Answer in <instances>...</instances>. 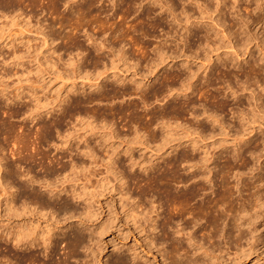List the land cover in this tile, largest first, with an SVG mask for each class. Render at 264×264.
Masks as SVG:
<instances>
[{
  "label": "rangeland",
  "instance_id": "374dc122",
  "mask_svg": "<svg viewBox=\"0 0 264 264\" xmlns=\"http://www.w3.org/2000/svg\"><path fill=\"white\" fill-rule=\"evenodd\" d=\"M6 1H8V0H3L2 1L3 3H2L0 0V3H1L0 12L2 11L3 15L5 14V16H2L1 15L2 13H0V90H4V92L0 95V99L2 97V99L0 100V124L2 125L1 122L6 120L5 122L7 123V125L9 124L10 126H16V127L20 126L21 128L24 129L23 132L21 131V129L18 130L19 132L16 131L14 134L15 136L19 135L20 133L21 134L24 133L26 129L27 130H26L25 134L27 133V131L30 130V133H31L30 137L31 138H29V141H26L27 143H25V140H20V142L18 140L19 145H17L18 143L16 141H14L16 137H13L14 139L10 138L7 141L6 140L7 138L5 139V135L0 134V145L2 147L4 146V148H6V150H5L6 152L4 151L5 154L3 153L5 155V157L8 159V160L6 159V161H9L8 163H10V162L16 160L15 164H17L21 167V169H19V171L21 170L20 172H23V171L25 172L26 170L28 171L29 169H31V170H29L31 173L29 175L35 176V178H37V179L39 178L40 182H41L40 177L42 178V180H44V179L49 180V182H50V180H52L53 181V182L51 181L52 185H49L51 187H108V188L109 187H114V188L115 187L116 188L122 187V184L118 183V182H120L118 180V178H117V180H118L117 181L116 177L113 174L106 173L107 171H105L106 169L104 168L105 165H103V164H105L104 163L105 160H103L104 159L103 153H105V152H103V151H107L108 153H110L109 152L110 150H112V151L114 150V152L116 151L117 153L111 152V154L113 156L114 155H117V157L119 156L118 159L116 156H115L116 158L115 157L114 158H115V160H118L117 165L120 164V166H122V170L125 171V172L123 171L124 175L128 176L125 179L126 183L127 182L128 183L127 184L125 183V185L129 186L130 191H133L132 193L135 192L134 187H139V186L143 187L144 185H146L144 187H150V186L153 187L154 184H155V187H157V185L161 184V186L163 185L162 187H167V186L171 187L172 186V187H178V189L180 187L182 189L184 187V185H185V187H192L194 184L199 183L198 181H200L201 183H206L207 186H209L208 185L209 181L207 179L203 180V177L209 175L208 178H210V179L214 178L213 181L216 183V181L218 179L217 177H219L218 176L219 171L226 170L227 172L224 175V177L226 179L225 185L227 187H237V186L243 187V190H245V191H243V193L244 192L246 193V194L244 193L245 198H248V199H249V196H251V194H253L252 193L253 190L255 191V189H257V188L260 189L264 194V167H263V169L260 170L258 168L259 163L253 162L255 160L253 158L251 159L249 154L247 153L248 148L251 150H253L254 148H257V150L261 149L262 141L264 139V127L261 126V132L260 133L257 130L256 131L253 130V132H252L251 128H253V127L256 128L257 124L256 123L251 124L252 115H251V112L247 106L248 99H245L247 97L246 96L247 91H245V90L244 91H238L239 92V95H238L239 98H237L238 100L237 99L235 100V99H232V97L228 98V96H226L228 91L226 90V87H225V86H227L226 83L231 82L230 85L231 86L234 85L232 87L237 86L234 88V89H237L238 88V81H237L238 77H236V76L238 74H239L238 76L241 75L242 78L239 77V80L243 81L245 76L243 77L242 72H243V70L246 71L247 67L249 65H254L255 67L258 65V70H259L258 72H260V73H258V72L256 73L258 76L257 80H259L261 84L264 82V80H263L264 79V70H263L264 66H262L261 63H259L260 62L259 59L262 57L261 51H264V48L262 47V45H260V42L255 40V38H257L258 36L259 37L261 36V38L263 37L262 39L264 40V22L263 21L258 22V19H257V20H255L253 25L248 26L249 27L248 30H246L243 26H241L242 21L245 20L246 17L250 16L251 10L255 8V4H254L253 0H236L235 2H234V0H221V7L223 8L224 12L222 15L220 14L218 17L216 16L218 13H216L217 11L215 10L216 4L214 5V0H148L149 1L148 4H147V0H145L146 2L145 1L143 2L141 0H119V2H121V3L118 2L117 3L118 7L116 6L115 8H112V6L108 2V0H102L103 4L99 3V4L95 5V7H97V6L99 7L100 5H102L101 10L103 9L102 16H99L98 22H96V23H98L97 24L98 26L95 25L96 23L95 24L92 23V24H88V26L85 25V27H84V25L83 26L81 25L82 27L79 25L80 28H79V26H75L76 28L73 27L74 24H70V25H72L70 27V25L68 23L61 22L60 19H62V16H64V14H66V15L69 13L71 14V11L75 10V6H76V8L81 7L83 5V3H85V1H83V0H80V1L79 0H77V1L73 0V2H71L72 0L71 1L60 0L56 4L57 9H56L55 13H53V12L51 13V12L47 11L46 6L50 5V2H48V0H42V1H40V0H35V1L34 0L33 1L32 0H22L23 2L20 0V3H17V0H15L14 4H17L18 6L17 5H14V6L20 7L24 11L23 15H19V16H18L19 13L17 14V12H16V14H15L12 12L14 10V7L10 6L11 4L6 5V3H7ZM87 1L88 0H86V2ZM130 1H132L131 4H130ZM152 1L154 3H152ZM37 2H39V3H37ZM126 2H127V4H126ZM64 4H66V5H64ZM78 4L80 6H78ZM138 4H140V5H138ZM233 4L240 11V14L238 16H235V18L233 17L232 12H231V8H232ZM127 5H128V7L130 6V10H131L130 14H128V15L122 13V11L124 12L123 8H127ZM137 6H141V7H137ZM213 10H215V11H213ZM118 12L119 13L121 12V14H119L121 16V18H118V16H119L117 14ZM148 12H149V15L151 14L150 17H147L148 15L146 16V14ZM144 13H146V14H144ZM93 14H96V13H92V16H93ZM111 14H114V15L111 17ZM122 15H123V17H125L124 15H126L127 18H123ZM128 16H130V17L128 18ZM140 16H142V18H145V17L146 18L142 19ZM104 18H106V19H104ZM117 18H118V21L116 20ZM149 18L150 19L153 18V20H150ZM250 18H251V16H250ZM100 19L103 20V22H105L106 20H110L108 23H111V20H112V22L115 20V22H113V23H116V22L119 23L120 22L122 27H125V25L128 24L127 26H129V27H127V26L126 27H127V29H129V32H131L128 36L129 38H131L132 33H133L132 34L133 36L136 34V36H134V38L136 40L135 43H133L134 40H132V41H130L132 44L128 43L131 46L130 45L128 46V44H127L126 47H128V48L125 47L126 57L128 58L127 59L128 61L126 60V63H124V61L116 60L113 65H110L108 60H106V62L103 61V62H105V65H106L104 71H102V72H104V75L99 77L98 80H94L96 78V74L94 73V71H93L94 69H93L90 61L88 62V60L82 61V63L84 62V64H82L83 67L87 66L86 67L87 71H88L87 75L72 74L71 67H67V65L64 64L65 62H67V60H66L67 58H71L69 53L72 51V53H71L72 59L74 56L76 57L78 53L76 52L75 49L74 50H72V49L74 46H79L81 49L85 48L83 50L85 52L82 53V54H84L83 56H85V57H87L86 55H88L89 57L93 56V52H91L92 51L91 50L92 45L89 43L90 41H88V42L86 41V40H88V38H87V35L85 33L92 32L94 30L93 28H96V30H94L93 33L94 32L97 33V31H98V34L94 33L95 34L94 37L97 38L99 35V37L101 38L102 36H101V34H99L101 31L98 28L99 24H100L99 22H102ZM121 19H122V21H119ZM133 19H135V20H133ZM140 20H142V21H140ZM223 20L225 21V24H226L225 27L221 25V22ZM149 21H150V23H149ZM126 22H127V24H126ZM152 23L155 25H153ZM48 24H50V26ZM82 24H84V23H82ZM131 25H133V26H131ZM149 25H151V27ZM193 25L195 26L196 29L194 28ZM199 26H201V27H199ZM133 27H134V30H131V29H133ZM135 27H137V28H135ZM187 27L190 29V31L187 34H185V32H183V31H185L184 28H187ZM207 27H208V29H207ZM240 27H242V28H240ZM73 28H75L76 30ZM81 28L85 29V30H82ZM197 28H199V30H201V29L202 30L198 31ZM52 29L55 31V33H53L54 31H52ZM135 29H136V31H135ZM209 29H210V31H209ZM211 29H213V30H211ZM49 30L52 31L51 34L53 33L51 35V37L56 39V40H54V43H51V41L48 42V44L50 43V47H48L47 44H44V37H43V33H46ZM69 30H70V32H69ZM73 30H74V32L76 31V33L73 34ZM61 31H62V33H61ZM63 31H64V33H63ZM65 31L67 33H70V34L72 31V34L70 36L73 38H71V41L65 40V42H64V39H63V41H61L62 39L56 38L57 35L59 36L61 34L60 36L63 37V34L64 35L67 34ZM193 31H194V33H193ZM228 31H230V33H228ZM142 33L143 34L145 33L144 38H143L144 35L142 36ZM178 33H180L181 36L185 35L186 37L188 35H190L191 37L189 36L188 40H187L189 42L185 43V42H183L182 39H179L180 34H178ZM202 33H205V34H203V36L207 35V38H209L207 40V44H208L207 47L203 46V45H205V43H204V39L202 37ZM207 33H209V34H207ZM84 34H85V38H84ZM198 34H199V38H201V40L203 39L202 41L198 38ZM194 36H196V37H194ZM99 37H98V39H99ZM106 38H107V36H106ZM189 38H192V39H189ZM127 40H129V39L127 38ZM72 41H74V42L72 43ZM180 41H181V43H180ZM197 41H199V42H197ZM133 44H135V48H134ZM184 44L185 45L188 44V46L189 45L190 46L185 47ZM245 44H246V48H247L248 52L244 56L241 57V54H239V52H240V50H242V48L245 46ZM118 46H117V48L120 47V46L119 47ZM184 47H185V49H184ZM187 47H188V49H187ZM131 48H133V50ZM152 49H155V50H153L151 52ZM159 49L161 52V56L163 57V63L154 67V63L152 64V60H155V59L157 60L158 54L156 52H159ZM103 50H101L100 52H103V55H105L107 53L105 55V57H108L109 56L108 53L109 52L111 53L109 48H105ZM53 51H55L54 54H52ZM73 52L75 53V55ZM131 52H134V53L132 54ZM165 52H168V53L165 55ZM111 56L112 55H110V57ZM36 57H37V60L35 59ZM110 57H108V58L110 59ZM233 59L234 60L236 59L235 60L236 62L232 61ZM243 60H245V62L248 65L245 64V62H243ZM214 62H215V64H214ZM233 62H234V64H233ZM135 63H137V65H134ZM236 63H241L240 65H242V66L239 68L237 66L233 67V65H235ZM215 66H217V68H215ZM88 68L89 69L91 68L90 71L92 73L89 72ZM100 68H101V70H103L102 66ZM219 68L220 69L222 68V69L220 70ZM101 70H99V72H101ZM239 70H240V72H239ZM220 71H221V73H217ZM150 72H152V73H150ZM231 73H232V76L230 75ZM233 74H235V75H233ZM218 75H219V78H216V77H218ZM103 76H109L110 77L109 81H105V80L103 81ZM210 77H212V78H210ZM116 78L118 81L124 80L123 83L119 84V82H118L117 84H113L112 81L114 79L116 80ZM206 79H208V81H210V82L207 81L205 83ZM211 79H212V81H211ZM252 79L253 78L251 77L249 80V83L252 82L251 85H253V83H254L253 81H256L255 79H253V80ZM160 80L161 81L163 80V82H161ZM244 80H247V78H245ZM101 81L105 82L106 87H107V88L105 87L104 89L101 88V90H103V91L105 89L108 91H111L112 89H118V91L120 92L121 89L122 90L125 89L127 91L133 92L135 90V88H133V87L136 86V83H140V85H141L140 88L141 89L143 88L142 93L145 92L144 95H146V94L148 95V96L146 95L147 100L149 98L151 99L154 94L155 95L157 94L158 96L156 95L157 98H154L155 97V95H154V97L151 100H148L149 103L147 101V103H146L147 105L146 104L144 105V103L142 102V100L140 98H141V96L142 97H145V96L142 93L139 95V92H141L142 90H138V92H137L138 96L134 95V94H136V92H134L131 96H127L128 98L126 96H125V98L123 97V99L121 97H118V95H117L118 98H116L115 100L113 99L114 102L112 101V99L111 100L106 99V101L109 102V103H106V101L104 100L105 99L104 96L101 95L102 91L100 90V93H97V91L94 90V87H92L91 90H87L88 92H86V93L89 94L90 91H92L91 93H93V91H95L93 94L90 93V95L91 96L95 95L96 97L95 96L94 97L96 99H98L97 102L98 103L100 102V104H96V102H94L95 105H94V103H92V104H89L87 107H82V109L79 110L80 112L84 111V109H89L90 107H94L96 105H98L97 107H99V108L102 107V110L104 109V111H105V109L107 110V105L110 104L109 106H113V104H115V103H116V105H114L113 107H115V109L118 108V110H116V112L113 114L109 113V117H108V114L106 113L107 111H105V113H106L105 117L107 120L110 121L109 122L106 119H104V122L105 123L107 122L106 124L102 121L100 122V120L103 119L102 117H98V122H100L101 127L98 125L99 124L98 122H97L98 124L96 122H95V124L93 123V125H95V126H93V125H91V126H93L95 128L94 129L92 127L95 131L93 130V133L91 135L90 134L91 132L89 131V127H91V126L88 127L87 126L88 124L86 125L87 122L85 123V120L80 118L81 117L80 114H82V112L79 114V112H77V109L75 107L73 109V107H72L71 110L74 111V112L72 111L70 114V115H72V118L69 116V118H67V120L68 119L69 120L68 121L65 120L67 123L65 121L62 122L63 124L60 123V124H62L61 128L65 125L61 130L62 135H64L63 133H65V131H66V133L72 132L71 133L72 136H71V140H70L71 144H70L69 148H68V145H66L62 149L56 148L57 147L56 143L59 144L58 141H60V138L57 136V133L52 126L53 124H49L53 120L54 121L59 120V118H58L59 114H57L56 111L52 112L51 113L52 115H47V116H45V114L42 113L41 120L39 118V119H35L33 121H31L30 118L26 119L23 116H19V117L15 116L12 118H8L9 116L7 114H5V112L8 110V108L16 109L18 107L19 108L21 107V104L20 105H17V104L13 105V103H9V101L6 102L5 99L3 100V98H5V96H6V98L10 99V96L13 97L16 92L20 91L23 93V96H25V97L27 96L26 99H28V100L25 99V101H23V102L25 105H26V103H27V105H29V103H30V106H29L30 108L34 105H36L38 107L40 106V107L47 108V107L52 106V105L55 106L59 97L64 96L66 94V92L71 88V86H76V88H84L85 87L84 90H86L88 88L87 87L88 84H93L94 82L99 83ZM236 82H237V84H236ZM131 83H134L135 85L133 86ZM209 83H211V86ZM121 84H125L126 86L121 85ZM207 84H208L209 88L206 87ZM116 85H119L120 87L116 86ZM130 86L131 87L133 86L132 87L133 89ZM142 86H144V87H142ZM254 86L255 87H253V88H255V89L258 88L256 85H254ZM109 87L111 89H109ZM116 87H118V88H116ZM162 91L163 92L165 91L164 92L165 94ZM258 91H259V89H258ZM153 92H154V94H152ZM158 92H160V93H158ZM166 93L167 94L169 93L170 97H169V94L167 95ZM160 94H162L161 96H163V94L167 95L168 98L167 97L165 98V96H163L164 98L160 97L159 96ZM184 94H186L187 96L183 97ZM69 95L71 96L72 94L69 93ZM77 95H78L79 99L83 97V95L81 96V93H80V95L79 94H77ZM77 95H75L76 98H77ZM90 95H88V96H90ZM181 95H182V97H181ZM188 96H190V97H188ZM178 97L179 98L181 97V98L179 99ZM185 97L186 98L188 97L189 98L188 100H190V104L191 103L194 104L195 107L192 104H191V106L186 107V105L183 104V102L186 100ZM259 98L261 99L260 101L264 104V95L259 94ZM262 98H263V100H262ZM177 99L180 100V102H178ZM131 100L133 101V103ZM170 100H174V101L169 102ZM188 100L185 102H187L189 104ZM110 101H112V102H110ZM129 101H131V102H129ZM135 101L137 102L136 104H135ZM173 102H176V103H173ZM181 102H182V106L185 105V107L183 106V108H185V109H183L182 106L179 108L177 107V105L178 106L181 105ZM128 103L132 104V105L134 104V107L129 106V108H128ZM138 103H139V105L137 106ZM123 104L126 106V108H124V109H123V107H125V106ZM148 104H150V105H148ZM103 105H104V107H103ZM142 105L145 107H142ZM174 106H176V107H174ZM138 107L139 108L141 107V108L139 109ZM169 107L170 108L174 107L175 109L172 108L174 110H171ZM144 108H146V109H144ZM155 108H156V110H154ZM191 108H193V109H191ZM119 109H121V112H119L120 111ZM122 109H123V111H122ZM160 109H161V113L166 110L168 112L167 115H169V117H171L172 115L174 116V117L172 116L171 119L166 116L167 119L169 118L166 121H169V120L172 121V119L175 118V119H173L174 122L173 121L167 122L168 126H166V127H168L169 129L165 128V126L163 125L166 123V121H164V123H162V122H160L159 118L155 119L156 121L158 120V122H156L154 120V117L156 118L159 115ZM162 109L164 111H162ZM179 109L181 110L180 112H179ZM55 110H57V108ZM128 110H129V112H131V110L132 111L134 110V111L131 113L128 112V114H127ZM158 110H159V112H158ZM186 110H187V112H186ZM206 110L209 111L210 113L207 112ZM156 111H157L158 115H157ZM175 111H176V113H175ZM195 111H197V112H195ZM201 111L202 112L205 111L204 112L205 114L201 115L202 114ZM214 111H215V115L218 116L217 118H215L216 120H213L211 118L208 119L206 116V112H207L208 116L212 117L211 114H213ZM123 112L127 115L123 116V115H125V114H123ZM142 112H144L142 115L144 117V119L145 118H147V119L144 120L143 117L140 115V113L142 114ZM200 112H201V114H199ZM72 113H74V117H73ZM75 113L77 116L79 115L80 117L75 116ZM145 113L150 114V116L146 115V117H145L144 116ZM182 113H183V115H182ZM134 114H136L137 116L139 115L138 116L139 119ZM196 114L199 115L198 116L199 118L197 117ZM6 115H7V119H6ZM110 115L113 117H111ZM118 115H121V118ZM131 115H133L134 118H132ZM130 116L132 119L130 118ZM178 116H179V118H177ZM205 116H206V118H205ZM123 117H125V118H123ZM140 117H141V122L136 120V119L140 120ZM119 118H120V120H119ZM74 119L75 120L77 119V121H75ZM148 119H151V121L153 120L155 123L153 121L151 123H148V121H149ZM70 120L71 121L73 120L74 122L73 121L71 122ZM128 120H130V121L128 122ZM131 120H132V123H130ZM176 120H178V121H176ZM41 121H42V123L46 122V124L48 123L49 125H51L50 126L51 127L50 133H49V131L45 132V130H43V129H41V127H39L42 125ZM48 121H51V122H48ZM135 121H137V122H135ZM146 121L148 124L146 123ZM39 122H40V124H39ZM10 123H14V124H10ZM68 123L69 124L73 123V124H71L72 126H69ZM101 123H103L104 129H102ZM108 123H110L109 126H106ZM113 123H114L115 129L113 127ZM135 123H138V124L136 125ZM160 123L162 125H160ZM167 123H166V125H167ZM96 124H97V126H96ZM156 124L158 125V127L159 126L162 127V128L159 127L161 130L156 126ZM197 124H198V126H197ZM73 125H75V126H73ZM111 125H112V127H111ZM134 125H135V127H134ZM142 125L145 127H143ZM146 125L151 127L150 131L147 130V129H149V127L146 128L147 127ZM98 126H99V128H98ZM137 126H139L141 128V129L139 128L140 131L137 128ZM196 126L198 127L197 129H199V130H197L195 128ZM209 126L211 128H209ZM70 127H72L73 130L74 129L77 130V131L74 130L76 132L75 134L73 133L74 132L73 130L69 129ZM96 127H97V129H96ZM110 127H111V129H110ZM133 127L138 132L136 130H135L136 132H133L134 131ZM202 127L204 129H206V131H204V129H201ZM0 129H2L1 126H0ZM143 131L145 134H146V132H148L149 134L147 133L146 135H150V136H146L143 133ZM168 131H169V134H168ZM201 132H203L205 134H203ZM248 132H250V133H248ZM37 133H39L38 136L36 135ZM133 133L135 134L134 136H133ZM151 133H153V135L155 134L154 135L155 137L152 136ZM138 134L139 135L141 134V135L139 136ZM50 135H51V138H49ZM84 135H86L85 138L88 137V139L90 137H93L89 141V143H91V146H94V144L92 143L93 142L92 140L99 139L101 144H103L102 142H104V144L102 146L100 145V147H101L100 149L98 147L96 148V152L102 151L101 152L102 154L100 153L101 154L100 155L97 152L98 157L96 158L95 162H93V164L96 163L94 165L92 164V161L90 163V160L87 157L83 158L82 155L77 154V152H76V149L80 148L83 144ZM108 135H109V137H108ZM3 136H4V139L6 141H4V139L2 138ZM98 136H100V138ZM104 136L106 138H104ZM144 136H146V137H144ZM151 136L153 138H151ZM38 137H40V138H38ZM72 137H74V138L72 139ZM133 137L135 138V140L129 141V140H131V138L134 139ZM136 137L147 138L149 142L146 141L147 139L145 140L144 138L143 139L141 138V140H140V138H136ZM101 138H102V140L104 139L105 141L104 140L101 141ZM35 139H36V141H35ZM46 139H48L51 142L49 143V141ZM152 139H155V140H152ZM78 140H81L82 142L79 141L80 142L79 143ZM31 141H33V142L35 141V142L33 143ZM151 141H153V142L151 143ZM12 143H14V144L16 143L15 146H16V148H18V150H17L18 154L16 155V157L14 156L13 159H11L9 156V153H10L9 148L11 149ZM20 144H22V145H20ZM24 144H26L25 147L23 146ZM77 144H78V146H77ZM72 145L73 146L76 145V148L70 149V147H72ZM171 146L173 148H171ZM20 147H22V148H20ZM240 147H242V151L240 153L241 156L239 155V157L241 158V160L243 159L242 161L239 160L240 159L239 157L234 159L231 156V153L236 151ZM191 149H193V150H191ZM19 151H20V153H19ZM180 151H184V153L189 157L190 156L194 157V160H192V162H191L192 165H191V163L186 164V165H185V163H181V164L177 163L176 164V166H177L176 174L179 176L181 174H184V176L181 175L182 180H185V182H188V183L184 184L183 183L184 181H183L182 182L183 185L180 182L181 178H179V180L177 179V181L174 180V182H173V180L170 178L172 176V172H171V169L169 170V168H171V167L168 166V164H167L172 160L177 161L178 160L177 154H179V157L181 155H183V152L180 153ZM6 154H7V156H6ZM128 154H129V156H128ZM245 154H246V156H245ZM174 155H176V157ZM261 155H262V157H260L261 160L260 159L259 160L264 163V157H263L264 153L262 152ZM73 156H76V157L72 158ZM81 156H82V158H81ZM228 156L231 159L228 158ZM129 157H131V160H134L133 162L135 164H137V166L133 162L130 161ZM132 157H133V159H132ZM171 157H172V160H170ZM244 157H245V159H244ZM128 159H129V162H128ZM167 159H169V160H167ZM73 160H75L76 164H79V165H80V163H82L81 165H83V162H84L83 166L86 167L85 170L87 171V168L90 167V168H88L90 171L88 170L86 172L84 170L86 174L81 170H78L79 171L78 173H76L77 170L71 172V167H69V164L72 165L74 163ZM232 160L234 161V163L232 162ZM71 161H73V162H71ZM120 161H122V165H121ZM226 161H227V163H225ZM236 161H237V163H235ZM4 162L5 161H3V164H4ZM151 162H153L154 165L149 164ZM57 163L58 164L60 163V164L57 165ZM123 163H124V165H123ZM131 163H133V164H131ZM61 164H63V165H61ZM89 164L92 166H89ZM130 164H131V166H130ZM86 165H88V166H86ZM155 165H156V168L159 167L158 170L160 169L159 170L160 172L156 170V168L154 167ZM64 166H65V169L67 167V169H66L67 173H65V174H64V171L63 172L61 171V167H64ZM215 166H217L216 169H215ZM251 166H253V167H251ZM68 167L70 170L68 169ZM140 167H141V169L143 168L142 171H141ZM145 167H147V168H145ZM213 167H214V169H212ZM123 168H128V169H123ZM133 168H135V169H133ZM164 168H166V169H164ZM218 168H220V169H218ZM235 168H236V170L238 169V171L234 170ZM249 168H251L253 170H251ZM145 169H146V171H145ZM231 169H232V171H231ZM147 170L150 171L148 173L149 175H151V173H152V176H149V177L147 176L148 175ZM167 170H169L171 172L170 175H169L170 172H166ZM210 170H211V172L214 170L212 174L209 173ZM233 170H234V172H233ZM161 171H164V172H162V174H161ZM178 171H179V173H178ZM53 172H55L56 174ZM81 172L83 173L84 176H82ZM88 172H89V174H88ZM132 172H134V173H132ZM141 172H143V173L141 174ZM207 172L209 174H207ZM237 172H238V174H237ZM68 173H70V174H68ZM72 173H75V174L72 175ZM157 173H158V175L155 176ZM234 173H235V175H234ZM59 174H60V176H59ZM140 174H141V176H140ZM159 174H161V175H159ZM164 174L167 176H165ZM47 175H49V176H47ZM55 175L58 177L55 178ZM85 175H86V177H85ZM129 175L135 176V177L138 176V177L136 179H133V183H132V181H130L131 179L129 178ZM193 175L196 176V178H198V179L195 178L196 180H194V179L192 180L191 176H193ZM211 175H213L214 177ZM30 176H28L27 179ZM43 176H44V179H43ZM45 176H47V178ZM50 176H51V178L54 177L53 179H55V180H53L51 178L48 179V177H50ZM160 176H162L163 178H161ZM185 176H186V178H185ZM234 176L235 177L238 176V177L235 178ZM226 177L229 178V180ZM151 178H153L154 180ZM146 179H148V180H146ZM149 179H151V182ZM160 179L161 180L163 179V180L160 181ZM188 179H190L191 181ZM236 180H237V182H236ZM143 181H144V183H143ZM152 181H154L155 183L154 182L152 183ZM163 181H166V182H163ZM19 182H20V179L18 180L17 183H19ZM40 182L38 185H37V183L36 184L34 183L33 186L34 187H41V186L46 187L44 182L43 183H40ZM146 182L151 183L153 185L148 186ZM175 182H177V183H175ZM17 183H16V185H18ZM138 183L140 185H138ZM163 183H165L166 186H164ZM226 183H228V185ZM132 184L138 185V186H134ZM141 184H144V185L142 186ZM125 185H123V187H126ZM217 185H218V187H220L219 184H217ZM235 185H237V186H235ZM130 186H131V188H130ZM161 186H158V187H161ZM247 187H250V188L252 187V188L250 191H248ZM259 187H261V188H259ZM98 190L100 191L99 188H98ZM117 191H118L117 189L114 191L106 190L99 197L102 204L104 202H106V200H107V203L103 204L105 212L103 211L104 213H102L103 215L100 216L99 220L101 218H102V220H105V218L109 217L108 215L110 213L107 209L108 206H110L112 208V212H115V213L119 212L117 214L118 220L115 218L114 213L110 214L111 215L110 218L112 217L113 222H114V220H115V222L111 226V228L112 227L113 228L112 229L110 228V230H108V233L103 237V239L105 241V244H104L105 249H103V251L101 253V257H100L101 263L100 264H105L104 263L105 261L110 260L115 255H117L118 253H121V252L126 254L127 259H131L132 253H134V254L138 253L139 255H138L137 263H139V264H147V262H148V264H162V259H161L159 252L157 250H155L154 248L151 249L149 247H146L147 244L144 245V242L145 243L147 242L145 232H148V230H149V228L146 227L147 225L145 226L147 228L145 230V232L142 233L140 231V229L135 230L136 231L135 232L134 226H132L133 222H131L130 219L129 220L126 219V221H125V218H126L125 213L127 212L126 214H131L129 211V209L131 208L130 206L132 205V203L134 204V202L136 203V201H137V198H134V197H136L135 196L136 193L133 194L134 197L132 199L128 200L129 202L131 201L130 203L127 201V204L129 203L127 206L128 208L126 207L123 209V208H120V206L122 207L121 203H123V201H124V204L125 205H127V204H126L124 199L120 198V195ZM249 192L251 194H249ZM62 197H65V196H62ZM208 197H210V196L207 194V198ZM119 198H120V200H119ZM149 198L150 197H147L146 199H144L143 203H145L146 200H149ZM201 198H203V197H201ZM234 198L236 200L239 199V198H236L235 196H234ZM151 199L153 200L155 198H150V200ZM149 201H147V202H149ZM147 202H146L145 206L149 205ZM105 204H107V208H105L106 207ZM3 209H4L3 192L0 188V234L1 235H3L5 233V230H6V221H5ZM106 209L108 212L106 211ZM120 209H123V210H121V212H120ZM117 210H119V211L117 212ZM161 211L159 210V213ZM105 213H106V215L104 216ZM152 216L154 217L155 215H152ZM129 222H130V224H129ZM94 223H96V222H94ZM118 223H119V225H118ZM176 223H177V221H174L175 225L172 224V228L170 227L169 233L171 232L170 234H172L171 237H173V238H175V237L181 238V235L174 233V232H176V230L178 228L177 227L178 225H176ZM177 224H179V223H177ZM263 226H260L261 227L260 230L263 228L262 233L264 234V227ZM171 229H172V231H171ZM173 229H174V231H173ZM139 232H141L140 235H138ZM135 233H137V234H135ZM184 233H186V231H184ZM144 234H145V236H144ZM144 237H145V239H144ZM185 237L186 236H184V238H183L184 239L183 242H185ZM197 240H200L199 234H197ZM136 241H138V242H136ZM218 242H221L220 243L221 246L219 245V247H222V248L225 247L223 249L220 248V250H218V251L216 250V252H218V253L210 250L213 253H211L209 251V253L206 256L201 255L202 256L201 257L200 252H202L203 250L201 251V249H200V252L199 251L197 252L198 256H200L199 257L200 261H202V262H203V260L205 261V263L203 262L202 264H228V262L230 264H234V262H236V261L239 262V263L236 262L238 264H264V246H261L258 244L256 245V243H254L253 240L251 242L248 241L247 243H245L246 241L245 242L241 241L243 244H245V245L247 244L245 246L242 243H240L241 246L243 247L244 251H245L244 252L245 254H243V255H240L239 252L236 251L233 246L232 247L230 246L232 249H229L230 247L226 246L224 244L225 241L222 240V238L219 239ZM202 243L203 242L201 241V244ZM250 243H252V244H250ZM0 244H1L0 245V258H2V256L4 257V254H3L4 253V251H3L4 250V244H3V242H0ZM184 244L187 245V242H185ZM199 246H200V244L197 246L191 247L190 250L192 251V249L194 248L192 251V252H194V250H197L199 248ZM126 248H128L129 252L127 251ZM142 248L146 249V251L149 248L150 251L148 253H146V252L144 253V252H142ZM224 249H225V251H224ZM233 249L238 253H236ZM130 251H131V253H130ZM219 251H221L222 254H220ZM223 251H224V254H223ZM225 252H228V253H225ZM210 253H211V255H210ZM129 254H130V256H129ZM226 254H228V255H226ZM235 254H236V256H235ZM215 255L217 257H215ZM109 256H110V258H109ZM203 256H205V257L203 258ZM239 256H240V258H241V256L243 258L240 259ZM221 257L223 260L219 259ZM236 257H238V258H236ZM214 258H218L219 261H214V260H216ZM209 259H211V262ZM3 260L4 259L2 258V260L0 261L1 262L0 264L3 263L2 262ZM224 260H226V261H224ZM223 261L226 263H223Z\"/></svg>",
  "mask_w": 264,
  "mask_h": 264
},
{
  "label": "bare ground",
  "instance_id": "6f19581e",
  "mask_svg": "<svg viewBox=\"0 0 264 264\" xmlns=\"http://www.w3.org/2000/svg\"><path fill=\"white\" fill-rule=\"evenodd\" d=\"M3 0H1V2H2ZM15 0H8V1H6L5 3H6V5L7 4H11L10 6H13L14 7V10L12 11L13 13H15L16 14V12H17V14H18V16L19 15H23V9H21L20 7H17L18 5L17 4H14L15 2H14ZM19 1V2H18ZM22 1V0H21ZM33 1V0H32ZM35 1V0H34ZM40 1H42V0H40ZM58 1H60V0H48V2H50V5H48V6H46V9H47V11L48 12H53V13H55V11H56V4H57V2ZM68 1V0H67ZM69 1H71V0H69ZM75 1V0H74ZM77 1V0H76ZM80 1V0H79ZM83 1H85V3H83V5L81 6V7H77L76 8V6H75V10L74 11H71V14L69 13V14H64V16H62V19H60L61 20V22H65V23H68L69 25L70 24H74V26L73 27H75V26H83L84 25V27H85V25H87L88 26V24H92V23H96V22H98V18H99V16H102V11H103V9L101 10V6L102 5H100L99 7L97 6V7H95V5L96 4H99V3H101V4H103V2H102V0H88L87 2H86V0H83ZM141 1H145V0H141ZM236 0H234V2H235ZM23 2V1H22ZM47 2V3H48ZM71 2H73V0L71 1ZM108 2L111 4V6H112V8H115L116 6H117V3L119 2V0H108ZM123 2V1H122ZM146 2V1H145ZM148 0H147V4H148ZM151 2V1H150ZM181 2V1H180ZM184 2V1H183ZM253 2H254V4H255V8L254 9H252L251 10V18H250V16H248V17H246L245 18V20H243L242 21V23H241V26H243L246 30H248L249 29V27L248 26H250V25H253L254 24V22H255V20H257L258 19V22H261V21H263L264 22V0H253ZM3 3V2H2ZM17 3H20V0H17ZM32 3V2H31ZM37 3H39V2H37ZM119 3H121V2H119ZM132 3V1H130V4ZM141 3V2H140ZM152 3H154L153 1H152ZM49 4V3H48ZM72 4V3H71ZM126 4H127V2H126ZM125 4V5H126ZM142 4V3H141ZM216 4V5H215ZM0 5H1V3H0ZM3 5V4H2ZM5 5V4H4ZM14 5H17L16 7L14 6ZM64 5H66V4H64ZM70 5V4H69ZM68 5V6H69ZM119 5V4H118ZM129 5V4H128ZM128 5H127V8H123L124 9V12L122 11V13L123 14H126V15H128V14H130V6L128 7ZM133 5V4H132ZM138 5H140V4H138ZM214 5L216 6H214L215 7V10L217 11L216 13H218L216 16L218 17L220 14L222 15L223 14V12H224V10H223V8L221 7V0H214ZM78 6H80L79 4H78ZM120 6V5H119ZM6 7V6H5ZM44 7V6H43ZM71 7V6H70ZM74 7V6H73ZM118 7V6H117ZM137 7H141V6H137ZM9 8V9H10ZM143 8V7H142ZM151 8V7H150ZM6 9V8H5ZM42 9V8H41ZM45 9V10H46ZM74 9V8H73ZM138 9V8H137ZM44 10V11H45ZM122 10V9H121ZM133 10V9H132ZM215 10H213V11H215ZM10 11V10H9ZM8 11V12H9ZM147 12V11H146ZM231 12H232V15H233V17L235 18V16H238L239 14H240V11L238 10V8H236V6H234V4H233V6H232V8H231ZM230 12V13H231ZM0 13H2V11L0 12ZM50 13V14H51ZM92 13H96V14H93V16H92ZM10 14V13H9ZM12 14V13H11ZM61 14V13H60ZM91 14V15H90ZM104 14V13H103ZM118 15L119 14H121V12L119 13H117ZM144 14H146V13H144ZM2 16H5V14L3 15V13L1 14ZM114 14H111V17L113 16ZM126 15H124L125 17H123V15H122V17L123 18H127L126 17ZM148 15V16H147ZM151 15V14H150ZM150 15H149V12L146 14V16L147 17H150ZM249 15V14H248ZM107 16V15H106ZM120 16V15H119ZM118 16V18H121V16L119 17ZM131 16V15H130ZM130 16H128V18L130 17ZM108 17V16H107ZM117 17V16H116ZM141 18H142V16H140ZM139 17V18H140ZM144 17V16H143ZM103 18V17H102ZM118 18L116 19L117 21H118ZM146 18V17H145ZM145 18H142V19H145ZM104 19H106V18H104ZM109 19V18H108ZM148 19V18H147ZM150 19V18H149ZM101 20V19H100ZM125 20V19H124ZM127 20V19H126ZM133 20H135V19H133ZM150 20H153V18H151ZM102 22H99L100 24H99V29H100V33L99 34H101V38L99 37V35H98V37H99V39H98V37L96 38V37H94L95 36V34L94 33H96V32H94L93 33V31L94 30H96V28H93L94 30L92 31V32H87V33H85L86 35H87V38H88V40H86L87 42L88 41H90L89 43L92 45V51L91 52H93V56L92 57H89L88 55H86L87 57H85V56H83L84 54H82L83 52H85V51H83L84 49H81L79 46H74L73 47V49L72 50H76V52L78 53L77 54V58L75 59L74 57H73V59H72V55H71V53H72V51L69 53L70 54V57L71 58H67L66 60H67V62H65L64 64H66L67 65V67H71V69H72V74H77V75H80V74H84V75H87V73H88V71H87V66L86 67H83V65L82 64H84V62L82 63V61L83 60H88V62L90 61V63H91V65H92V67H93V71H94V73L96 74V78L94 79V80H98L99 79V77H101L102 75H104V72H102V71H104V69H105V67H106V65H105V62H106V60H108V62H109V64L110 65H113L114 64V62L116 61V60H121V61H124V63H126V60L128 59L127 57H126V51H125V47H126V45L128 44V43H131L130 41H132V40H134V42L133 43H135V38H134V36H136V34L133 36L132 34H131V38H129L128 36H129V34L131 33V32H129V29H127V27H129V26H127L128 24H127V22H126V24L127 25H125V27H122L121 26V23L119 22H116V23H113V22H115V20L112 22V20H111V23H108L110 20H106L105 22H103V20H101ZM119 21H122V19L121 20H119ZM140 21H142V20H140ZM144 21V20H143ZM135 22V21H134ZM146 22V21H145ZM152 22V21H151ZM82 23H84V24H82ZM124 23V22H123ZM149 23H150V21H149ZM98 23H96L95 25H97ZM143 24V23H142ZM146 24V23H145ZM153 24V23H152ZM49 26H50V24H48ZM68 25V26H69ZM147 25V24H146ZM153 25H155V24H153ZM158 25V24H157ZM196 25V24H195ZM221 25L222 26H226V24H225V21L223 20L222 22H221ZM48 26V27H49ZM72 25H70V27H71ZM80 26H79V28H80ZM81 26V27H82ZM98 26V25H97ZM124 26V25H123ZM127 26V27H126ZM131 26H133V25H131ZM130 26V27H131ZM150 27H151V25H149ZM159 26V25H158ZM194 26V25H193ZM153 27V26H152ZM197 27V26H196ZM199 27H201V26H199ZM53 28V27H52ZM76 28V27H75ZM75 28H73V29H75ZM87 28V27H86ZM90 28V27H89ZM92 28V27H91ZM97 28V29H98ZM135 28H137V27H135ZM194 28H195V26H194ZM206 28V27H205ZM210 28V27H209ZM240 28H242V27H240ZM45 29V28H44ZM43 29V30H44ZM72 29V28H71ZM82 29V28H81ZM88 29V28H87ZM185 29V31H183V32H185V34H187L189 31H190V29L187 27V28H184ZM196 29V28H195ZM194 29V30H195ZM198 29V31H201V30H199V28H197ZM204 29V28H203ZM207 29H208V27H207ZM76 30V29H75ZM82 30H85V29H82ZM81 30V31H82ZM89 30V29H88ZM131 30H134V27H133V29H131ZM211 30H213V29H211ZM52 31H54L53 29H52ZM51 30H49L48 32H46V33H43V37H44V44H47L48 45V47H50V43L48 44V42L49 41H51V43H54V40H56L55 38H52L51 37V35L53 34V33H55V31L51 34V32H52ZM79 31V30H78ZM90 31V30H89ZM135 31H136V29H135ZM140 31V30H139ZM179 31V30H178ZM204 31V30H203ZM206 31V30H205ZM208 31V30H207ZM209 31H210V29H209ZM208 31V32H209ZM43 32V31H42ZM66 32V31H65ZM69 32H70V30H69ZM80 32V31H79ZM78 32V33H79ZM84 32V31H83ZM129 32V33H128ZM61 33H62V31H61ZM63 33H64V31H63ZM67 33V32H66ZM74 33H76V31L74 32V30H73V34ZM193 33H194V31H193ZM201 33V32H200ZM206 33V32H205ZM205 33H202V37H203V39H204V43H205V45H203V46H208V44H207V40L209 39V38H207V35H205V36H203V34H205ZM228 33H230V31H228ZM71 34H72V31H71ZM70 33H67V34H63V37L62 36H56V38H58V39H62L61 41H63V39H64V42H65V40H70L71 41V38H73V37H71L70 35H71ZM85 34H84V38H85ZM96 34H98V31H97V33ZM145 34V33H144ZM143 33H142V36L144 35ZM167 34V33H166ZM178 34H180V33H178ZM191 34V33H190ZM207 34H209V33H207ZM56 35V34H55ZM76 35V34H75ZM74 35V36H75ZM147 35V34H146ZM260 35V34H259ZM73 36V35H72ZM97 36V35H96ZM106 36H107V38H106ZM190 35H188L187 37L185 36V35H183V36H181V34H180V37H179V39H182L183 40V42H189V41H187L188 40V37H189ZM209 36V35H208ZM258 36V35H257ZM55 37V36H54ZM62 37V38H61ZM76 37V36H75ZM74 37V38H75ZM78 37V36H77ZM145 37V35L143 36V38ZM191 37V36H190ZM194 37H196V36H194ZM210 37V36H209ZM80 38V37H79ZM127 38L129 39V40H127ZM198 38H199V34H198ZM263 38V37H262ZM261 38V36L259 37H257V38H255V40L256 41H258V42H260V45H262V47L264 48V40ZM76 39V38H75ZM189 39H192V38H189ZM197 39V38H196ZM200 40H201V38H199ZM202 39V40H203ZM176 40V39H175ZM201 40V41H202ZM77 41V40H76ZM127 41V42H126ZM74 41H72V43H73ZM81 42V41H80ZM138 42V41H137ZM182 42V43H183ZM197 42H199V41H197ZM180 43H181V41H180ZM82 44V43H81ZM132 44V43H131ZM143 44V43H142ZM207 44V45H206ZM52 45V44H51ZM71 45V44H70ZM120 47H119V46ZM130 44H128V46H129ZM181 45V44H180ZM185 45V44H184ZM73 46V45H72ZM117 46L119 47V48H117ZM131 46V45H130ZM133 46H134V48H135V44H133ZM138 46V45H137ZM186 46H188V44L187 45H185V47ZM190 46V45H189ZM188 46V47H189ZM202 46V47H203ZM82 47V46H81ZM90 47V46H89ZM88 47V48H89ZM185 47H184V49H185ZM188 47H187V49H188ZM201 47V46H200ZM105 49V48H109V50L111 51V53L109 54L108 53V57H110V55H112L111 57H110V59L108 58V57H105V55L107 54H105V55H103V52H100L101 50H103V49ZM126 48H128V47H126ZM130 48V47H129ZM137 48V47H136ZM50 49V48H49ZM132 50H133V48H131ZM142 49V48H141ZM183 49V48H182ZM90 50V49H89ZM128 50V49H127ZM130 50V49H129ZM138 50V49H137ZM153 50H155V49H152L151 50V52L153 51ZM87 51V50H86ZM104 51V50H103ZM129 52V51H128ZM248 52V50H247V48H246V44H245V46L242 48V50H240V52H239V54H241V57L242 56H244L246 53ZM55 53V51H53V53L52 54H54ZM74 53V52H73ZM90 53V52H89ZM88 53V54H89ZM132 54L134 53V52H131ZM158 55H157V60L155 59V60H152V64L154 63V67H156V66H158L159 64H161V63H163V57L161 56V52H160V49H159V52H156ZM168 52H165V55L167 54ZM170 53V52H169ZM82 54V55H81ZM86 54V53H85ZM91 54V53H90ZM128 54V53H127ZM164 54V53H163ZM261 54H262V57L259 59V63H261V65L262 66H264V51H261ZM74 55H75V53H74ZM81 55V56H80ZM129 55V54H128ZM127 55V56H128ZM137 56V55H136ZM239 57V56H238ZM58 58V57H57ZM88 58V59H87ZM137 58V57H136ZM36 60H37V57L35 58ZM60 60V59H59ZM58 60V61H59ZM236 60V59H235ZM234 59L232 60V61H235ZM103 61H105V62H103ZM128 61V60H127ZM150 61V60H149ZM62 62V61H61ZM87 62V63H88ZM236 62V61H235ZM243 62H245V60H243ZM263 62V63H262ZM89 63V64H90ZM242 63V62H241ZM241 63H236L235 65H233V67L234 66H237L238 68L239 67H241L242 65H240ZM5 64V63H4ZM214 64H215V62H214ZM233 64H234V62H233ZM245 64H247L246 62H245ZM134 65H137V63H135ZM230 65V64H229ZM248 65V64H247ZM90 66V65H89ZM88 66V67H89ZM102 66V69L103 70H101V67ZM214 66V65H213ZM232 66V65H231ZM230 66V67H231ZM260 66V65H259ZM219 67V66H218ZM100 68V69H99ZM215 68H217V66H215ZM152 69V68H151ZM220 69V68H219ZM222 69V68H221ZM220 69V70H221ZM88 70H89V72H91L90 70H91V68L89 69L88 68ZM99 70H101V72H99ZM153 70V69H152ZM224 70V69H223ZM241 70V69H240ZM240 70H239V72H240ZM264 70V69H263ZM149 71V70H148ZM151 71V70H150ZM259 70H258V65L255 67L254 65H249L248 67H247V70L246 71H244L243 70V77L245 76V78H247V80H244L243 79V81L242 80H239V77H241V75L240 76H236V77H238V79H237V81H238V88L237 89H234L235 87H237V86H235V87H232V86H234V85H230V83L228 84V83H226L227 84V86H225L226 87V90L228 91V95L226 94V96H228V98L229 97H232V99H237V98H239V92L238 91H247V94H246V98L245 99H248V103H247V106H248V108H249V110H250V112H251V115H252V120H251V124H257V127L256 128H251L252 129V132H253V130L254 131H258L259 133L261 132V126H263L264 127V104L260 101L261 99L259 98V94H262V95H264V82L261 84L260 83V81L259 80H257L258 79V76H257V72H258ZM261 71V70H260ZM92 73V72H91ZM150 73H152V72H150ZM217 73H221V71L220 72H217ZM224 73V72H223ZM222 73V74H223ZM238 73V72H237ZM258 73H260V72H258ZM170 74V73H169ZM225 74V73H224ZM231 76H232V73L230 74ZM229 75V76H230ZM233 75H235V74H233ZM259 75V74H258ZM167 76V75H166ZM224 76V75H223ZM222 76V77H223ZM165 77V76H164ZM171 77V76H170ZM178 77V76H177ZM176 77V78H177ZM226 77V76H225ZM253 78V79H255L256 81H253L254 83H253V85H251V83H249V80H250V78ZM112 78V77H111ZM163 78V77H162ZM166 78V77H165ZM164 78V79H165ZM172 78V77H171ZM210 78H212V77H210ZM216 78H219V75H218V77H216ZM215 78V79H216ZM242 78V77H241ZM240 78V79H241ZM263 78V77H262ZM109 79H110V77L109 76H103V81L105 80V81H109ZM113 79V78H112ZM174 79V78H173ZM204 79V78H203ZM252 79V80H253ZM102 80V79H101ZM205 80V79H204ZM264 80V79H263ZM124 81V80H123ZM123 81H121V80H117V78H116V80L114 79L112 82H113V84H117L118 82H119V84L120 83H123ZM161 81V80H160ZM165 81V80H164ZM167 81V80H166ZM208 81V79H206V81H205V83ZM211 81H212V79H211ZM132 82V81H131ZM135 82V81H134ZM161 82H163V80L161 81ZM208 82H210V81H208ZM87 83V82H86ZM91 83V82H90ZM105 82H99V83H93V84H88V88L86 89V90H84V88H76V86H71V88L66 92V94L64 95V96H60L59 97V99L57 100V102H56V105L54 106V105H52V106H49V107H47V108H44V107H38V106H36V105H34V106H32L31 108L29 107L30 106V103H29V105H27V103H26V105L24 104V102L23 101H25V99L27 98V96L25 97V96H23V93L22 92H16L15 93V95L13 96V97H11L10 96V99L9 98H6V96H5V98H3V100L5 99V101L6 102H8L9 101V103H13V105L14 104H17V105H20L21 104V107L19 108H16V109H12V108H8V110L5 112V114H7L9 117L8 118H12V117H19V116H23L24 118H30L31 119V121H33V120H35V119H39L40 118V120H41V117H42V113H44L45 114V116H47V115H52L51 113L52 112H55L56 111V113L57 114H59L58 116V118H59V120L58 121H48V122H51V123H49V124H53L52 126H53V128L55 129V131H56V133H57V136L60 138V141H58L59 142V144L58 143H56V145H57V147L56 148H64L66 145H68V148H69V146H70V140H71V136H72V132L71 133H69L68 131V133H66V131H65V133H63L64 135H62V128L65 126H63L62 128H61V125L63 124L62 122H64L65 120H67V118H69V116L72 118V115H70L71 114V112L73 111V110H71L72 109V107H73V109H74V107L77 109V112H79V114L82 112V114H80L81 115V119H83V120H85V123H86V125L89 127V126H91V125H93V123L95 124V122L97 123L98 122V117H102L103 119H101L100 120V122L102 121V122H104V119H106V117H105V114L107 113L108 114V117H109V113H115L116 112V110H118V108L117 109H115V107H113L114 105H116V103L115 104H113V106H109V105H107V110L105 109V111H107L106 113H105V111H104V109L102 110V107L101 108H99V107H97L98 105H96V106H94V107H90L89 109H84V111H79V110H81L82 109V107H87L89 104H92V103H94V102H96V104H100V102L98 103L97 101H98V99H96L94 96H91L90 95V93L92 92V91H90V93L89 94H87L86 92H88L87 90H91V88L92 87H94V90H96L97 91V93H100V90H101V88L102 89H104L105 87H106V83L104 84ZM235 83V82H234ZM111 84V83H110ZM133 86L135 85L134 83H131ZM150 84V83H149ZM161 84V83H160ZM210 84V86H211V83H209ZM236 84H237V82H236ZM121 85H125V84H121ZM163 85V84H162ZM254 85H256L258 88H253V87H255ZM110 86V85H109ZM116 86H119V85H116ZM126 86V85H125ZM132 86V87H133ZM140 83H136V86L135 87H133V88H135V90L133 91V92H130V91H127V90H125V89H121V91L119 92L118 91V89H112L111 91H108V90H101L102 92H101V95L102 96H104V100L106 101V99H109V100H111L112 99V101H113V99L115 100L116 98H118V97H121L122 99H123V97L125 98V96L127 97V96H131L134 92H136V94H134V95H137L138 96V90H142L141 88H140ZM213 86V85H212ZM112 87V86H111ZM120 87V86H119ZM131 87V86H130ZM131 87V88H132ZM142 87H144V86H142ZM206 87H208V84L206 85ZM107 88V87H106ZM115 88V87H114ZM116 88H118V87H116ZM123 88V87H122ZM125 88V87H124ZM132 88V89H133ZM209 88V87H208ZM109 89H111L110 87H109ZM258 89H259V91H258ZM99 91V92H98ZM146 91V90H145ZM225 91V90H224ZM4 92V90H0V95L2 94ZM95 91H93V93H94ZM143 92V90L141 91V92H139V95L141 94ZM163 92V91H162ZM165 92V91H164ZM163 92V93H164ZM209 92V91H208ZM69 93L70 94H72L71 96L69 95ZM80 93H81V96L83 95V97L82 98H78V95L77 94H79L80 95ZM93 93H91V94H93ZM145 93V92H144ZM144 93H142L143 95H144ZM150 93V92H149ZM157 93V92H156ZM158 93H160V92H158ZM224 93V92H223ZM152 94H154V92L152 93ZM165 94V93H164ZM163 94V96H165V98L167 97L168 98V94L167 95H164ZM75 95H77V98H76V96ZM88 95H90V96H88ZM97 95V94H96ZM117 95H118V97H117ZM147 95V94H146ZM146 95H144L145 97H142L141 96V100H142V102L144 103V105L147 103V101L148 100H151L153 97H154V95H153V97L150 99H148L147 100V98H146ZM157 95V94H156ZM156 95H155V97L154 98H157L156 97ZM162 94H160L159 96L160 97H163V96H161ZM178 95V94H177ZM207 95V94H206ZM221 95V94H220ZM225 95V94H224ZM223 95V96H224ZM241 95V94H240ZM99 96V95H98ZM136 96V97H137ZM148 96V95H147ZM158 96V95H157ZM184 96H187L186 94H184L183 95V97ZM225 96V97H226ZM101 97V96H100ZM133 97V96H132ZM150 97V96H149ZM169 97H170V94H169ZM177 97V96H176ZM181 97H182V95H181ZM180 97V98H181ZM188 97H190V96H188ZM186 98V100L185 101H187L189 98ZM128 98V97H127ZM164 98V97H163ZM175 98V97H174ZM179 98V97H178ZM179 98V99H180ZM227 98V97H226ZM1 99H2V97H1ZM0 99V100H1ZM102 99V98H101ZM162 99V98H161ZM26 100H28V99H26ZM100 100V99H99ZM139 100V99H138ZM156 100V99H155ZM158 100V99H157ZM164 100V99H163ZM176 100V99H175ZM178 100V99H177ZM238 100V99H237ZM262 100H263V98H262ZM102 101V100H101ZM112 101H110V102H112ZM119 101V100H118ZM132 101V100H131ZM131 101H129V102H131ZM162 101V100H161ZM171 101H174V100H170L169 102H171ZM183 102V104H185L186 105V107H189V106H191V104H190V100H188L189 101V104L187 103V102ZM104 102V101H103ZM114 102V101H113ZM178 102H180V100H178ZM221 102V101H220ZM102 103V102H101ZM105 103V102H104ZM103 103V104H104ZM106 103H109V102H107L106 101ZM132 103H133V101H132ZM137 102L135 101V104H136ZM148 103H149V101H148ZM173 103H176V102H173ZM6 104V103H5ZM178 104V103H177ZM216 104V103H215ZM224 104V103H223ZM84 105V106H83ZM86 105V106H85ZM94 105H95V103H94ZM124 105V104H123ZM127 105V104H126ZM139 105V103L137 104V106ZM147 105V104H146ZM148 105H150V104H148ZM167 105V104H166ZM165 105V106H166ZM173 105V104H172ZM175 105V104H174ZM185 105H183L184 107H185ZM193 106H194V104H192ZM118 106V105H117ZM125 106V105H124ZM129 106L131 107V106H133L134 107V104L132 105V104H129L128 103V108H129ZM159 106V105H158ZM161 106V105H160ZM163 106V105H162ZM169 106V105H168ZM182 106V102H181V105H177V107L179 108V107H181ZM183 106H182V108H183ZM219 106V105H218ZM103 107H104V105H103ZM119 107V106H118ZM142 107H145V106H143L142 105ZM149 107V106H148ZM164 107V106H163ZM174 107H176V106H174ZM174 107H172V108H174ZM195 107V106H194ZM57 108V110H55ZM121 108V107H120ZM124 108H126V106L125 107H123V109ZM139 108V107H138ZM141 108V107H140ZM139 108V109H140ZM160 108V107H159ZM165 108V107H164ZM170 108V107H169ZM168 108V109H169ZM172 108H170L171 110H174V109H172ZM123 109H122V111H123ZM134 109V108H133ZM138 109V110H139ZM143 109V108H142ZM144 109H146V108H144ZM167 109V110H168ZM169 109V110H170ZM177 109V108H176ZM181 109V108H180ZM179 109V112L181 111ZM183 109H185V108H183ZM187 109V108H186ZM191 109H193V108H191ZM44 110V111H43ZM120 111L119 112H121V109H119ZM127 110V109H126ZM130 110V109H129ZM129 110L127 111V114H128V112H129ZM154 110H156V108L154 109ZM189 110V109H188ZM196 110V109H195ZM76 111V110H75ZM134 111V110H133ZM132 110H131V112H133ZM145 111V110H144ZM153 111V110H152ZM151 111V112H152ZM162 111H164L163 109H162ZM185 111V110H184ZM194 111V110H193ZM203 111V110H202ZM201 111V112H202ZM207 111V110H206ZM74 112V111H73ZM131 112H129V113H131ZM140 112V111H139ZM155 112V111H154ZM158 112H159V110H158ZM171 112V111H170ZM178 112V113H179ZM183 112V111H182ZM186 112H187V110H186ZM195 112H197V111H195ZM201 112L199 113V114H201ZM205 112V111H204ZM204 112H202V114L201 115H204L205 113ZM207 112H209V111H207ZM207 112H206V116H207V118L209 119V118H211V119H213V120H216L215 118H217L218 116L217 115H215V111H214V113L213 114H211L212 115V117H210V116H208L207 115ZM118 113V112H117ZM135 113V112H134ZM143 113L144 112H142V114L140 113V115L142 116L143 115ZM156 113H157V111H156ZM172 113V112H171ZM175 113H176V111H175ZM177 113V114H178ZM185 113V112H184ZM189 113V112H188ZM194 113V112H193ZM210 113V112H209ZM208 113V114H209ZM73 114V117H74V113H72ZM84 114V115H83ZM123 114H125L124 112H123ZM122 114V115H123ZM127 114H125V115H123V116H126ZM139 114V113H138ZM168 114V112L165 110L164 112H162L161 113V109H160V112H159V115H158V113H157V117L155 118L154 117V120L155 119H160V122H162V123H164V121H166V120H168L169 118L171 119L172 118V116L171 117H169V115H167ZM173 114V113H172ZM217 114V113H216ZM7 115H6V119H7ZM83 115V116H82ZM134 115H136V114H134ZM146 115H149L150 116V114H144V116L146 117ZM175 115V114H174ZM180 115V114H179ZM182 115H183V113H182ZM195 115V114H194ZM197 115V114H196ZM200 115V116H201ZM75 116H77L76 115V113H75ZM77 116V117H78ZM111 116V115H110ZM118 116H120V118H121V115H118ZM132 116V118H134L133 117V115H131ZM131 116H130V118H131ZM139 116V115H138ZM138 116L136 115V117L138 118ZM153 116V115H152ZM169 117L168 119H167V117ZM193 116V115H192ZM199 115H197V117H198ZM206 116H205V118H206ZM52 117V116H51ZM111 117H113V116H111ZM110 117V118H111ZM115 117V116H114ZM143 117V116H142ZM174 117V116H173ZM214 117V118H213ZM44 118V117H43ZM117 118V117H116ZM120 118H119V120H120ZM123 118H125V117H123ZM128 118V117H127ZM131 118V119H132ZM177 118H179V116L177 117ZM195 118V117H194ZM199 118V117H198ZM25 119V120H26ZM54 119V118H53ZM109 119V118H108ZM118 119V118H117ZM129 119V118H128ZM136 119V118H135ZM139 119V118H138ZM138 119H136L137 121H140L141 122V117H140V120H138ZM143 119H144V117H143ZM145 119H147V118H145ZM144 119V120H145ZM173 119H175V118H173ZM173 119H172V121H173ZM210 119V120H211ZM57 120V119H56ZM69 120V119H68ZM67 120V121H68ZM75 120V119H74ZM79 120V119H78ZM107 120V119H106ZM113 120V119H112ZM116 120V119H115ZM126 120V119H125ZM124 120V121H125ZM143 120V121H144ZM149 120V121H148ZM147 121H148V123H151L152 121H151V119H148ZM207 120V119H206ZM3 121V120H2ZM6 121V120H5ZM5 121H3V122H1L2 123V125L0 124V126L2 127V129H0V134L1 135H5V139L8 141V139H10V138H13V137H16L15 138V140L14 141H16L17 143H18V140H19V142H20V140H25V143H27L26 141H29V138H31L30 136V130L29 131H27V133L25 134V132H26V130H25V132L24 133H20L19 135H17V136H15L14 134H15V132L16 131H18V130H20L21 129V131L23 132L24 131V129L23 128H21L20 126H18V127H16V126H10L9 124L7 125V123L5 122ZM37 121V120H36ZM71 121V120H70ZM73 121V120H72ZM71 121V122H72ZM75 121H77V119L75 120ZM107 121H109V120H107ZM127 121V120H126ZM130 120H128V122H129ZM137 121H135V122H137ZM147 121H146V123H147ZM156 121V120H155ZM169 121H171V120H169ZM169 121H166V123L167 122H169ZM171 121V122H172ZM176 121H178V120H176ZM175 121V122H176ZM66 122V121H65ZM74 122V121H73ZM84 122V121H83ZM100 122H98L97 124L101 127V125H100ZM110 122V121H109ZM115 122V121H114ZM127 122V123H128ZM154 122V121H153ZM156 122H158V120L156 121ZM174 122V121H173ZM41 123H42V121H41ZM60 123H62V124H60ZM67 123V122H66ZM65 123V124H66ZM105 123V122H104ZM107 123V122H106ZM105 123V124H106ZM116 123V122H115ZM130 123H132V120H131V122ZM144 123V122H143ZM145 123V124H146ZM147 123V124H148ZM155 123V122H154ZM166 123L165 124H163L164 126H165V128H168V127H166V126H168V123H167V125H166ZM10 124H14V123H10ZM37 124V123H36ZM39 124H40V122H39ZM48 123L46 124V122L45 123H42V125L41 126H39V127H41V129H43V130H45V132H48L49 131V133H50V126L51 125H49ZM69 124V123H68ZM71 124H73V123H71ZM71 124H69V126H72ZM97 124H96V126H97ZM102 124V129H104L103 128V123H101ZM109 124L110 123H108L106 126H109ZM129 124V123H128ZM134 124V123H133ZM132 124V125H133ZM136 125L138 124V123H135ZM153 124V123H152ZM171 124V123H170ZM173 124V123H172ZM130 125V124H129ZM144 125V124H143ZM142 125V126H143ZM160 125H162L161 123H160ZM73 126H75V125H73ZM93 126H95V125H93ZM93 126H91V127H89V131L91 132L90 134L92 135V133H93V130L95 129ZM99 126H98V128H99ZM131 126V125H130ZM147 126V125H146ZM151 126V125H150ZM153 126V125H152ZM156 126L158 127V125L156 124ZM197 126H198V124H197ZM195 127L196 129L198 128V127ZM211 126V125H210ZM209 126V128H211ZM38 127V128H39ZM94 129H93V128ZM111 127H112V125H111ZM111 127H110V129H111ZM113 127H114V123H113ZM134 127H135V125H134ZM134 127H133V129H134ZM143 127H145V126H143ZM149 126H147L146 128H148ZM159 127H161V126H159ZM158 127V128H159ZM248 127V126H247ZM107 128V127H106ZM131 128V127H130ZM137 128L139 129L140 127L139 126H137ZM155 128V127H154ZM162 128V127H161ZM40 129V130H41ZM53 129V130H54ZM70 130H73L72 129V127H70L69 128ZM68 129V130H69ZM91 129V130H90ZM96 129H97V127H96ZM109 129V130H110ZM114 129H115V127H114ZM141 129V128H140ZM140 129H139V131H140ZM144 129V128H143ZM150 129H151V127H149V129H147L148 131H150ZM156 129V128H155ZM160 129V128H159ZM169 129V128H168ZM195 129V130H196ZM201 129H204L203 127L201 128ZM250 129V130H251ZM74 130H76V129H74ZM73 130V131H74ZM136 129H134V131L133 132H136L135 131ZM146 130V131H147ZM161 130V129H160ZM197 130H199V129H197ZM196 130V131H197ZM245 130V129H244ZM64 131V130H63ZM77 131V130H76ZM95 131V130H94ZM111 131V130H110ZM145 131V130H144ZM144 131H143V133H144ZM155 131V130H154ZM164 131V130H163ZM202 131V130H201ZM204 131H206V129H204ZM19 132V131H18ZM115 132V131H114ZM138 132V131H137ZM244 132V131H243ZM251 132V131H250ZM250 132H248V133H250ZM251 132V133H252ZM33 133V132H32ZM74 134L76 133L75 131L73 132ZM89 133V132H88ZM96 133V132H95ZM113 133V132H112ZM140 133V132H139ZM148 132H146V134H147ZM156 133V132H155ZM162 133V132H161ZM201 133H203V132H201ZM18 134V133H17ZM38 134L39 133H37L36 135L38 136ZM73 134V135H74ZM145 134V133H144ZM145 134V135H146ZM149 134V133H148ZM152 134V136H154L153 135V133H151ZM160 134V133H159ZM168 134H169V131H168ZM203 134H205V133H203ZM258 134V133H257ZM44 135V134H43ZM135 134L133 133V136H134ZM137 135V134H136ZM139 135V134H138ZM141 135V134H140ZM139 135V136H140ZM143 135V134H142ZM157 135V134H156ZM162 135V134H161ZM75 136V135H74ZM96 136V135H95ZM107 136V135H106ZM146 136H150V135H146ZM146 136H144V137H146ZM151 136V138H153ZM43 137V136H42ZM48 137V136H47ZM46 137V138H47ZM77 137V136H76ZM86 137V135H84V140H83V144H82V146L80 147V148H77L76 149V152H77V154H80V155H82L83 156V158L84 157H87L89 160H90V163H91V161H92V164H93V162H95V160H96V158L98 157V155H97V152H96V148L98 147L99 149L101 148L100 147V145L102 146L103 144H104V142H102L103 144H101V142L99 141V139H97V140H92L93 142V144H94V146H91V143H89V141H90V139H92L93 137H90L89 139H88V137L87 138H85ZM99 138H100V136H98ZM108 137H109V135H108ZM143 137V138H144ZM155 137V136H154ZM161 137V136H160ZM3 139H4V136L2 137ZM38 138H40V137H38ZM49 138H51V135L49 136ZM74 137H72V139H73ZM104 138H106L105 136H104ZM134 138V137H133ZM136 138H140V137H136ZM142 138V137H141ZM141 138H140V140H141ZM142 138V139H143ZM251 138V137H250ZM4 139V141H6ZM14 139V138H13ZM42 139V138H41ZM76 139V138H75ZM74 139V140H75ZM83 139V138H82ZM81 139V140H82ZM145 140L147 139V138H144ZM158 139V138H157ZM156 139V140H157ZM161 139V138H160ZM159 139V140H160ZM31 140V139H30ZM46 140H48V139H46ZM45 140V141H46ZM51 140V139H50ZM81 140H78V142L79 141H81ZM104 140V139H103ZM102 140V138H101V141H103ZM133 140H135V138L134 139H132L131 138V140H129V141H133ZM152 140H155V139H152ZM35 141H36V139H35ZM34 141V142H35ZM49 141V140H48ZM73 141V140H72ZM105 141V140H104ZM143 141V140H142ZM146 141H148V139L146 140ZM31 142H33V141H31ZM30 142V143H31ZM33 142V143H34ZM41 142V141H40ZM51 141H49V143H50ZM82 142V141H81ZM149 142V141H148ZM147 142V143H148ZM153 141H151V143H152ZM246 142V141H245ZM24 143V142H23ZM22 143V144H23ZM80 143V142H79ZM248 143V142H247ZM22 144H20V145H22ZM29 144V143H28ZM32 144V143H31ZM16 143L14 144V143H12V146H11V149L9 148V156H10V158L11 159H13V157L15 156L16 157V155L18 154V148H16ZM17 145H19V143L17 144ZM25 145L26 144H24L23 146L25 147ZM36 145V144H35ZM55 145V144H54ZM179 145V144H178ZM181 145V144H180ZM15 146V147H14ZM37 146V145H36ZM77 146H78V144H77ZM19 147V146H18ZM131 147V146H130ZM129 147V148H130ZM175 147V146H174ZM249 147V146H248ZM20 148H22V147H20ZM71 148H76V145H72V147H70V149ZM171 148H173L172 146H171ZM177 148V147H176ZM245 148V147H244ZM247 148V147H246ZM98 149V150H99ZM133 149V148H132ZM184 149V148H183ZM188 149V148H187ZM194 149V148H193ZM193 149H191V150H193ZM6 150V148H4V146L2 147L1 145H0V188H1V190H2V192H3V206H4V209H3V211H4V216H5V221H6V230H5V233L3 234V235H1L0 234V242H3V244H4V257L2 256V258L4 259L2 262V264H100L101 263V259H100V257H101V253H102V251H103V249H105L104 247H105V241H104V239H103V237L108 233V230H110V228H111V226H112V224L115 222V220H114V222H113V219H112V217L110 218V214H112V213H114V215H115V218L117 219V214L119 213L118 211L119 210H117V212L118 213H115V212H112V208L110 207V206H108V208H107V204H105L106 205V207L105 208H107L108 209V211H109V217L108 218H105V220H102V218L99 220V218H100V216L101 215H103L102 213H104L105 211V209H104V206H103V204L104 203H107V200H106V202H104L103 204H102V202L100 201V196H101V194L104 192V191H106V190H109V191H114V190H118L117 192L119 193V195H120V198L121 199H124L125 200V202H126V204H127V201L128 200H130V199H132L134 196H133V194L134 193H136V197H134V198H137V201H136V203L134 202V204L132 203V205L130 206L131 208L129 209V211H130V213L131 214H126L125 213V221H126V219L127 220H131V222H133V225L132 226H134V231L135 230H138V229H140V231L143 233V232H145V230L147 229L146 227H148L149 228V230H148V232H145V234H146V240H147V242L145 243L144 242V245L145 244H147L146 245V247H149V248H154L155 250H157L158 252H159V254H160V256H161V259H162V264H202L203 262L205 263V261L203 260V262L202 261H200V259H199V257L201 256V255H207L208 253H209V251L210 250H212V251H215L216 252V250L218 251V250H220V248L221 249H223V248H225V247H219V245H220V243L221 242H218V240L219 239H221L222 238V240H224L225 242H224V244L226 245V246H233L234 248H235V250L236 251H238L239 252V254L240 255H243V254H245L244 252V249H243V247L241 246V244L240 243H242L241 241H243V242H245V243H247L248 241H252L253 240V242L254 243H256V245L258 244V245H261V246H264V234L262 233V229L260 230V226H263L264 225V194H263V192L260 190V189H255V191L253 190V194H251L250 192H249V194H251V196H249V199L248 198H245V195H244V193H243V191H245V190H243V187H238L237 185H235V186H237V187H227L226 185H225V177H224V175L226 174V170H221V171H219V177H217L218 179H217V181H216V183L213 181L214 180V178L213 179H210V178H208L209 177V175H207V176H205V177H203V180H205V179H207L209 182H208V185L209 186H207V184L206 183H201L200 181H198L199 183H196V184H194L192 187H185V185H184V187L181 189L180 187H179V189H178V187H172L171 185V187H162L161 186V184L160 185H157V187H155V184H154V186L153 187H144V186H146V185H144V184H141L143 187H134L135 189H134V193H132L133 191H130V189H129V186H127V185H125V183H126V181H125V179L128 177L127 175L125 176L124 175V170H122V166H120V164L119 165H117V161L118 160H115V158L117 157V155H112L111 154V152H114V150L112 151V150H110L109 152L110 153H108L107 151H103V152H105V153H103L104 155V159L103 160H105V164H103V165H105L104 166V168L106 169L105 171H107L106 173H108V174H113L115 177H116V180H117V178H118V180L120 181V182H118V183H120V184H122V187H51V186H49V185H52L51 184V181L52 180H50V182H49V180H47V179H44V176H43V179L44 180H42V178L40 177V179H41V182L39 181V178L37 179V178H35V176H30L29 174H31L30 173V171L29 170H31V169H29L26 173L23 171V172H20L19 171V169H21V167L19 166V165H17V164H15V162H16V160L15 161H12V162H10V163H8L9 161H6V157H5V153H4V151ZM56 150V149H55ZM58 150V149H57ZM103 150V149H102ZM105 150V149H104ZM235 150V149H234ZM246 150V149H245ZM75 151V150H74ZM126 151V150H125ZM185 151V150H184ZM184 151H180V153L181 152H183V155H181L180 157H179V154H177V161H173L172 160V157H171V159L170 160H172V161H170L169 163H167L168 164V166H170L171 168H169V170L171 169V172H172V176L170 177L172 180H173V182H174V180L175 181H177V179L179 180V178H181V180H180V182L182 183L183 181V183L185 184V183H188V182H185V180H182V177H181V175H183L184 176V174H181L180 176L179 175H177L176 174V169H177V166H176V164L177 163H179V164H181V163H185V165L186 164H189V163H191L192 162V160H194V157L192 158L191 156L189 157V156H187L185 153H184ZM241 151H242V147H240V148H238L236 151H234V152H232L231 153V156H232V158H234V159H236V158H238L239 157V155H240V153H241ZM6 152V151H5ZM75 152V153H76ZM102 152V151H101ZM100 151L98 152L99 154L101 153ZM107 152V153H106ZM116 152V151H115ZM114 152V153H115ZM189 152V151H188ZM262 152L264 153V139H263V141H262V145H261V149H259V150H257V148H254L253 150H251V149H249L248 148V150H247V153L249 154V156H250V158L252 159H254L255 161H253V162H256V163H259L258 164V168L261 170V169H263V167H264V163L263 162H261L260 160H261V158L260 157H262ZM4 153V154H3ZM19 153H20V151H19ZM117 153V152H116ZM127 153V152H126ZM129 153V152H128ZM187 153V152H186ZM190 153V152H189ZM245 153V152H244ZM261 153V154H260ZM70 154V153H69ZM102 154V153H101ZM100 154V155H101ZM230 154V153H229ZM76 155V154H75ZM119 155V154H118ZM244 155V154H243ZM6 156H7V154H6ZM77 156V155H76ZM76 156H73L72 158H74V157H76ZM82 156H81V158H82ZM116 156V157H115ZM128 156H129V154H128ZM133 156V155H132ZM175 157H176V155H174ZM241 156V155H240ZM245 156H246V154H245ZM47 157V156H46ZM71 157V156H70ZM78 157V156H77ZM101 157V156H100ZM115 157V158H114ZM119 157V156H118ZM118 157H117V159H118ZM161 157V156H160ZM227 157V156H226ZM264 157V156H263ZM44 158V157H43ZM42 158V159H43ZM102 158V157H101ZM128 158V157H127ZM130 158V161L131 162H133L134 160H131V157H129ZM228 158H230L229 156H228ZM240 158V157H239ZM249 158V159H250ZM17 159V158H16ZM93 159V160H92ZM132 159H133V157H132ZM135 159V158H134ZM160 159V158H159ZM227 159V158H226ZM231 159V158H230ZM244 159H245V157H244ZM260 159V160H259ZM8 160V159H7ZM71 160V159H70ZM88 160V161H89ZM167 160H169V159H167ZM238 160V159H237ZM239 160H241V158L239 159ZM243 160V159H242ZM241 160V161H242ZM3 161H5L4 162V164H3ZM74 161V163L71 165V164H69V167H71V172L72 171H76L77 170V172L76 173H78L79 171L78 170H81V171H83L84 173H85V169H86V167H84L83 165H84V162H83V165H81L82 163H80V165L79 164H76V161L75 160H73ZM73 161H71V162H73ZM261 163H260V162ZM52 162V161H51ZM82 162V161H81ZM103 162V161H102ZM124 162V161H123ZM128 162H129V159H128ZM136 162V161H135ZM165 162V161H164ZM167 162V161H166ZM230 162V161H229ZM232 162L234 163V161L232 160ZM239 162V161H238ZM53 163V162H52ZM70 163V162H69ZM119 163V162H118ZM120 163H121V165H122V161H120ZM134 163V162H133ZM133 163H131V164H133ZM225 163H227V161L225 162ZM224 163V164H225ZM235 163H237V161L235 162ZM60 164V163H59ZM58 163H57V165H59ZM94 164H96V163H94ZM93 164V165H94ZM129 164V163H128ZM131 164H130V166H131ZM135 164V163H134ZM149 164H153L154 165V163L153 162H151V163H149ZM166 164V163H165ZM232 164V163H231ZM245 164V163H244ZM61 165H63V164H61ZM71 165V166H70ZM123 165H124V163H123ZM136 166H137V164H135ZM139 165V164H138ZM152 165V166H153ZM159 165V164H158ZM191 165H192V163H191ZM226 165V164H225ZM224 165V166H225ZM229 165V164H228ZM239 165V164H238ZM256 165V164H255ZM86 166H88V165H86ZM89 166H92V165H90L89 164ZM129 166V165H128ZM129 166V167H130ZM150 166V165H149ZM167 166V167H168ZM181 166V165H180ZM223 166V165H222ZM232 166V165H231ZM230 166V167H231ZM69 167H68V169H69ZM128 167V168H129ZM155 168H156V165L154 166ZM153 167V168H154ZM166 167V166H165ZM216 167L217 166H215V169H216ZM251 167H253V166H251ZM53 168V167H52ZM88 168H90V167H88ZM87 168V171L89 170ZM128 168H123V169H128ZM132 168V167H131ZM145 168H147V167H145ZM150 168V167H149ZM154 168V169H155ZM159 168V167H158ZM158 168H156V170L157 171H159L158 170ZM221 168V167H220ZM220 168H218V169H220ZM255 168V167H254ZM60 169V168H59ZM58 169V170H59ZM66 169H67V167H66ZM66 169H65V166L64 167H61V171L63 172L64 171V174L65 173H67L66 172ZM130 169V168H129ZM133 169H135V168H133ZM140 169H141V167H140ZM139 169V170H140ZM143 169V168H142ZM142 169H141V171H142ZM164 169H166V168H164ZM163 169V170H164ZM168 169V168H167ZM212 169H214V167L212 168ZM223 169V168H222ZM249 169H251V168H249ZM52 170V169H51ZM70 170V169H69ZM85 170V171H84ZM137 170V169H136ZM169 170H167L166 172H170ZM234 170H236V168L234 169ZM234 170H233V172H234ZM251 170H253V169H251ZM258 170V169H257ZM68 171V170H67ZM86 171V172H87ZM90 171V170H89ZM124 171V172H123ZM135 171V170H134ZM145 171H146V169H145ZM148 172H147V174L150 172L149 170H147ZM155 171V170H154ZM180 171V170H179ZM179 171H178V173H179ZM214 171V170H213ZM213 171L211 172V170H210V172L209 173H213ZM231 171H232V169H231ZM236 171H238V169L236 170ZM56 172V171H55ZM55 172H53V173H55ZM59 172V171H58ZM70 172V171H69ZM70 172V173H71ZM153 172V171H152ZM160 172V171H159ZM162 172H164V171H161V174H162ZM171 172L169 173V175L171 174ZM240 172V171H239ZM52 173V174H53ZM70 173H68V174H70ZM82 173V172H81ZM127 173V172H126ZM132 173H134V172H132ZM143 172H141V174H142ZM208 172H207V174H209ZM51 174V175H52ZM56 174V173H55ZM73 174H75V173H72V175ZM86 174V173H85ZM88 174H89V172H88ZM128 174V173H127ZM141 174H140V176H141ZM161 174H159V175H161ZM228 174V173H227ZM230 174V173H229ZM237 174H238V172H237ZM33 175V174H32ZM54 175V174H53ZM144 175V174H143ZM146 175V174H145ZM155 175V174H154ZM158 175V173L155 175V176H157ZM165 175V174H164ZM217 175V174H216ZM215 175V176H216ZM233 175V174H232ZM234 175H235V173H234ZM28 176H30L28 179H27V177ZM47 176H49V175H47ZM47 176H45L46 178H47ZM59 176H60V174H59ZM65 176V175H64ZM82 176H84L83 175V173H82ZM148 177L149 176H152V173H151V175H147ZM146 176V177H147ZM165 176H167V175H165ZM164 176V177H165ZM211 176H213V175H211ZM37 177V176H36ZM56 177H58V176H56L55 175V178ZM66 177V176H65ZM85 177H86V175H85ZM88 177V176H87ZM138 177V176H137ZM137 177H135V176H131V175H129V178L131 179L130 181H132V183H133V179H136ZM145 177V178H146ZM154 177V176H153ZM161 178H163L162 176H160ZM214 177V176H213ZM235 177V176H234ZM238 177V176H237ZM237 177H235V178H237ZM49 178H51V176L50 177H48V179ZM54 177H52L51 179H53ZM143 178V177H142ZM141 178V179H142ZM185 178H186V176H185ZM188 178V177H187ZM196 176H191V179L193 180H196V179H198V178H196ZM227 178V177H226ZM20 179V182L19 183H17L18 182V180ZM140 179V180H141ZM151 179H153V178H151ZM151 179H149L150 180V182H151ZM202 179V178H201ZM228 180H229V178H227ZM53 180H55V179H53ZM117 180V181H118ZM146 180H148V179H146ZM154 180V179H153ZM159 180V179H158ZM163 180V179H162ZM161 179H160V181H162ZM167 180V179H166ZM188 180H190V179H188ZM239 180V179H238ZM128 181V180H127ZM136 181V180H135ZM134 181V182H135ZM139 181V180H138ZM137 181V182H138ZM142 181V180H141ZM191 181V180H190ZM39 182L40 183H45V186L46 187H44V186H41V187H34L33 186V184L35 183H37V185L39 184ZM53 182V181H52ZM149 182V181H148ZM154 181H152V183H153ZM159 182V181H158ZM163 182H166V181H163ZM168 182V181H167ZM170 182V181H169ZM236 182H237V180H236ZM16 183L18 184V185H16ZM128 183V182H127ZM126 183V184H127ZM131 183V182H130ZM143 183H144V181H143ZM147 183V182H146ZM155 183V182H154ZM157 183V182H156ZM161 183V182H160ZM172 183V182H171ZM175 183H177V182H175ZM183 183H182V185H183ZM164 184V186H166L165 185V183H163ZM206 184V185H205ZM217 184H219L220 185V187H218V185ZM227 185H228V183H226ZM43 185V184H42ZM123 185H125L126 187H123ZM130 185V184H129ZM132 185H134V184H132ZM138 185H140L139 183H138ZM138 185H134V186H138ZM147 185L149 186V185H153V184H151V183H147ZM169 185V184H168ZM18 186V187H17ZM120 186V185H119ZM158 186H161V187H158ZM188 186V185H187ZM217 186V187H216ZM226 186V187H225ZM128 187V188H127ZM91 188V189H90ZM98 188L100 189V191L98 190ZM130 188H131V186H130ZM245 188V187H244ZM248 188V191H250L251 190V188L250 187H247ZM259 188H261V187H259ZM43 189V190H42ZM102 189V190H101ZM247 191V192H248ZM63 194V195H62ZM207 194L210 196V197H208L207 198ZM246 194V193H245ZM248 194V195H249ZM244 195V196H243ZM62 196H65V197H62ZM234 196L236 197V198H239L238 200H236L235 198H234ZM147 197H150V198H155V199H151L150 200V198H149V200H146L145 201V203H143V200L144 199H146ZM201 197H203V198H201ZM112 198V197H111ZM120 198H119V200H120ZM199 198V199H198ZM198 199V200H197ZM123 201V200H122ZM121 201V202H122ZM147 201H149V202H147ZM78 202V203H77ZM129 202V201H128ZM131 202V201H130ZM129 202V203H130ZM146 202L149 204H147L148 206H145V204H146ZM128 203V204H129ZM128 204L127 205H125L124 204V201H123V203H121V205H122V207L120 206V208H126L127 206H128ZM128 208V207H127ZM107 209H106V211H107ZM115 209V208H114ZM123 209H120V212H121V210H123ZM159 210L161 211L160 213H159ZM104 211V212H103ZM107 211V212H108ZM114 211V210H113ZM128 211V210H127ZM129 213V212H128ZM122 214V213H121ZM120 214V215H121ZM106 215V213L104 214V216ZM119 215V216H120ZM152 215H155L154 217L152 216ZM118 216V217H119ZM122 216V215H121ZM107 217V216H106ZM159 218V219H158ZM161 218V219H160ZM121 219V218H120ZM158 219V220H157ZM99 220V221H98ZM118 220V219H117ZM116 220V221H117ZM123 220V219H122ZM98 221V222H97ZM174 221H177V223H179V224H177L176 223V225H178L177 227V230H176V232H174L175 234H178V235H181V238H173V237H171L172 236V234H170L169 233V229H170V227L172 228V224H174ZM94 222H96V223H94ZM121 223V222H120ZM123 223V222H122ZM128 223V222H127ZM129 224H130V222H129ZM118 225H119V223H118ZM123 225V224H122ZM147 225V226H146ZM175 225V224H174ZM146 226V227H145ZM264 227V226H263ZM113 228V227H112ZM111 228V229H112ZM175 228V227H174ZM133 231V230H132ZM133 231V232H134ZM171 231H172V229H171ZM173 231H174V229H173ZM184 231H186V233H184ZM136 232V231H135ZM141 232H139V234L138 235H140V233ZM148 233V234H147ZM173 233V234H174ZM135 234H137V233H135ZM145 234H144V236H145ZM197 234H199L200 235V240H197ZM134 235V234H133ZM176 236V235H175ZM184 236H186L185 237V242H187V245H185L184 243L185 242H183V238H184ZM144 239H145V237H144ZM138 240V239H137ZM142 240V239H141ZM201 241L203 242L202 244H201ZM221 241V240H220ZM136 242H138V241H136ZM143 242V241H142ZM223 242V241H222ZM142 244V243H141ZM200 244V246H199V248L197 249V250H194V252H192L193 251V249H192V251L190 250V248L191 247H194V246H197V245H199ZM243 244V243H242ZM250 244H252V243H250ZM1 245V244H0ZM93 245V246H92ZM243 245H245V244H243ZM247 245V244H246ZM245 245V246H246ZM254 245V244H253ZM252 245V246H253ZM125 246V245H124ZM221 246V245H220ZM223 246V245H222ZM251 246V247H252ZM103 247V248H102ZM140 247V246H139ZM143 247V246H142ZM145 247V246H144ZM145 247V248H146ZM229 248V249H232V248ZM258 247V246H257ZM260 247V246H259ZM148 248V250L146 251V249H143L142 248V252H146V253H148L149 251H150V249ZM196 248V247H195ZM247 248V247H246ZM245 248V249H246ZM255 248V247H254ZM253 248V249H254ZM102 249V250H101ZM127 249V251L129 252V250H128V248H126ZM200 249H201V251L202 252H200ZM257 249V248H256ZM234 250V249H233ZM234 250V251H235ZM251 250V249H250ZM117 251V250H116ZM132 251V250H131ZM131 251H130V253H131ZM200 252V256H198V254H197V252ZM224 251H225V249H224ZM224 251H223V254H224ZM235 251V252H236ZM121 252V251H120ZM134 252V251H133ZM211 252V251H210ZM220 252V254H222L221 253V251H219ZM229 252V251H228ZM228 252H225V253H228ZM238 252H236V253H238ZM114 253V252H113ZM118 253V252H117ZM156 253V252H155ZM211 253H213V252H211ZM211 253H210V255H211ZM216 253H218V252H216ZM230 253V252H229ZM233 253V252H232ZM151 254V253H150ZM154 254V253H153ZM238 254V255H239ZM112 255V254H111ZM138 253H132V255H131V259H127V257H126V254L125 253H123V252H121V253H118L117 255H115L113 258H111L110 260H107V261H105L104 263L105 264H139V263H137V260H138ZM214 255V254H213ZM226 255H228V254H226ZM234 255V254H233ZM247 255V254H246ZM128 256V255H127ZM129 256H130V254H129ZM205 256H203V258L205 257ZM223 256V255H222ZM235 256H236V254H235ZM202 257V256H201ZM210 257V256H209ZM212 257V256H211ZM215 257H217L216 255H215ZM245 257V256H244ZM2 258H0L1 260H2ZM109 258H110V256H109ZM130 258V257H129ZM207 258V257H206ZM236 258H238V257H236ZM239 258H240V256H239ZM241 258H243L242 256H241ZM240 258V259H241ZM160 259V260H161ZM213 259V258H212ZM214 259H216V260H214V261H219V259H222V257L221 258H214ZM218 259V260H217ZM0 260V261H1ZM210 260V262H211V259H209ZM208 260V261H209ZM223 260V259H222ZM236 260V259H235ZM213 261V260H212ZM221 261V260H220ZM224 261H226V260H224ZM223 261V263H226V262H224ZM231 261V260H230ZM240 261V260H239ZM207 262V261H206ZM209 262V263H210ZM228 262V261H227ZM236 262H238V261H236ZM236 262H234V264L236 263ZM1 263V262H0ZM214 263V262H213ZM239 263V262H238ZM238 263H236V264H238ZM147 264H148V262H147ZM228 264H230L229 262H228Z\"/></svg>",
  "mask_w": 264,
  "mask_h": 264
}]
</instances>
